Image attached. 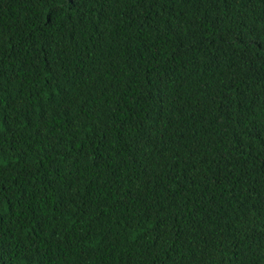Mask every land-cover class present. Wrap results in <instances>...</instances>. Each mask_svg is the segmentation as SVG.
I'll list each match as a JSON object with an SVG mask.
<instances>
[{"label":"trees","instance_id":"trees-1","mask_svg":"<svg viewBox=\"0 0 264 264\" xmlns=\"http://www.w3.org/2000/svg\"><path fill=\"white\" fill-rule=\"evenodd\" d=\"M0 264H264V0H0Z\"/></svg>","mask_w":264,"mask_h":264}]
</instances>
